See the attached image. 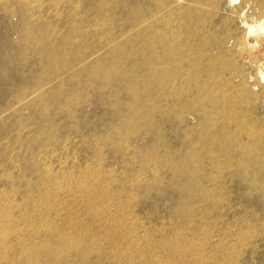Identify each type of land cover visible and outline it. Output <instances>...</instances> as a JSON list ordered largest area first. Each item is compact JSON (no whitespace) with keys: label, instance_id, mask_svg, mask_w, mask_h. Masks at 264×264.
Segmentation results:
<instances>
[{"label":"rangeland","instance_id":"rangeland-1","mask_svg":"<svg viewBox=\"0 0 264 264\" xmlns=\"http://www.w3.org/2000/svg\"><path fill=\"white\" fill-rule=\"evenodd\" d=\"M263 71L264 0H0V264H264Z\"/></svg>","mask_w":264,"mask_h":264},{"label":"bare ground","instance_id":"bare-ground-1","mask_svg":"<svg viewBox=\"0 0 264 264\" xmlns=\"http://www.w3.org/2000/svg\"><path fill=\"white\" fill-rule=\"evenodd\" d=\"M19 1H27V0H19ZM36 1V0H35ZM247 28H248V31H247V37H250L251 36V34H252V32H253V27H250V26H247ZM246 38V37H245ZM170 40V39H169ZM246 41V40H245ZM182 43V42H181ZM171 44L172 43H170V46H171ZM185 44H186V42H185ZM178 45V44H177ZM166 46H167V44H166ZM165 46V47H166ZM169 46V45H168ZM194 46V45H193ZM172 47H174V46H172ZM176 47H178V46H176ZM180 47H182V45H180ZM163 48V47H162ZM170 49V48H169ZM174 49V48H173ZM180 50H182V49H180ZM170 51H172V49L170 50ZM176 50H174V52H175ZM177 51H179L178 49H177ZM173 52V51H172ZM180 52H182V51H180ZM176 54V53H175ZM188 54V53H187ZM185 55H186V53H185ZM182 58V57H181ZM179 59V58H178ZM212 63V62H211ZM216 64V63H215ZM205 65V64H204ZM210 65V64H209ZM196 66H197V64H196ZM213 66H214V64H213ZM213 66H211L212 68H213ZM181 67V66H180ZM179 67V68H180ZM200 68V67H199ZM195 69V68H194ZM197 69V68H196ZM182 71V70H181ZM184 72V71H183ZM187 72V71H186ZM205 72V71H204ZM264 72V71H263ZM262 72V73H263ZM162 73H163V71H162ZM180 73V72H179ZM166 74V73H165ZM207 74V73H206ZM259 74H260V70H259ZM163 75V74H162ZM185 75H186V73H185ZM205 76V75H204ZM207 76V75H206ZM259 76V75H258ZM185 77V76H184ZM195 77V76H194ZM208 77V76H207ZM260 77V79L261 80H264V73L262 74V76L260 75L259 76ZM179 78H181L180 77V75H179ZM186 78V77H185ZM189 79V78H188ZM194 80H195V78H194ZM189 81H192V80H189ZM217 81V80H216ZM179 82V81H178ZM181 82V81H180ZM197 82H198V80H197ZM208 82H210V80H208ZM186 83H187V80H186ZM201 83V82H200ZM183 84H184V82H183ZM181 85V84H180ZM200 85V84H199ZM211 85V84H210ZM209 85V86H210ZM186 86V85H185ZM197 86V85H196ZM202 86V85H201ZM182 87V86H181ZM195 87V86H194ZM198 87V86H197ZM213 88V87H212ZM183 89H184V87H183ZM196 90H198V88L196 89ZM209 90V89H208ZM181 91V90H180ZM187 91V90H186ZM215 91H216V89H215ZM160 92V91H159ZM179 92V91H178ZM193 92V91H192ZM199 92V91H198ZM222 92V91H221ZM220 92V93H221ZM175 93V92H174ZM217 93V92H216ZM229 93V92H228ZM160 94H163V93H160ZM159 94V95H160ZM193 94V93H192ZM199 94V93H198ZM212 94V93H211ZM230 94V93H229ZM243 94V93H242ZM187 95V94H186ZM194 95H196V94H194ZM219 95V94H218ZM246 95H248V94H246ZM171 96V95H170ZM208 96H210V93L208 94ZM214 96V95H213ZM217 96V95H216ZM167 97V96H166ZM176 97V96H175ZM194 96H192V98H193ZM196 97V96H195ZM186 98V97H185ZM207 98V97H206ZM187 99V98H186ZM189 99V98H188ZM195 99V98H194ZM240 99V98H239ZM245 100V99H244ZM255 100V99H254ZM208 101H211V100H208ZM216 101H217V99H216ZM219 101H221L220 99H219ZM228 101H230V100H228ZM253 101V100H252ZM197 102V100L195 101V103ZM201 102V101H200ZM213 102V101H212ZM211 103V102H210ZM217 103V102H216ZM220 104H221V102H220ZM189 105V104H188ZM214 105V104H213ZM212 105V106H213ZM199 106H200V104H199ZM221 106V105H220ZM227 106L229 107V105L227 104ZM236 106V105H235ZM240 106H242L241 104H240ZM210 107V106H209ZM222 107V106H221ZM244 107V106H243ZM189 108V107H188ZM227 108V107H226ZM239 108V107H238ZM228 109V108H227ZM226 109V110H227ZM209 110V109H208ZM210 111V110H209ZM201 112H203V111H201ZM205 112V111H204ZM223 112V111H222ZM237 112V111H236ZM210 113V112H209ZM227 113V112H226ZM237 114V113H236ZM165 116H167L166 114H164ZM203 115V114H202ZM229 115H230V113H229ZM254 115V114H253ZM201 116V115H200ZM226 115H223V114H220V115H218L217 116V118H220L221 120H223L224 119V117H225ZM232 116V115H231ZM202 117H204V116H202ZM209 117H210V115H209ZM208 117V118H209ZM261 117V116H260ZM198 119H199V117H198ZM212 119V118H211ZM214 119H215V116H214ZM225 119H228L227 117L225 118ZM254 119V118H253ZM260 119V118H259ZM262 119V118H261ZM204 120V119H203ZM202 120V121H203ZM239 121H240V119H238ZM258 121V120H257ZM204 122V121H203ZM263 123V122H262ZM240 124V123H239ZM227 126V125H226ZM233 126V125H232ZM203 127V126H202ZM240 127V126H239ZM258 129H260V131H251V134L253 135V134H258L259 136L260 135H264V128H260V127H258ZM214 131V130H213ZM212 131V132H213ZM239 131V130H238ZM237 133V132H236ZM248 133V132H247ZM204 134H206L205 132H204ZM219 134V133H218ZM243 134V133H242ZM251 136V135H250ZM205 137H207V136H205ZM204 137V138H205ZM208 137H210L209 136V134H208ZM240 137V136H239ZM258 137V136H257ZM256 138V137H255ZM237 139H239V138H237ZM202 140V139H201ZM200 140V141H201ZM209 142H214V143H216V142H218V140L217 139H215L214 137L211 139V140H208ZM208 141H203L202 140V142H204V143H206V142H208ZM249 142H251V141H249ZM259 141H257V143H258ZM200 144H201V142H199ZM244 143V142H243ZM255 143V142H254ZM218 144V143H217ZM259 145H260V143H258ZM123 145V144H122ZM195 145V144H194ZM243 145V144H242ZM254 145V144H253ZM262 146V145H261ZM195 146H193V149L194 150H197V149H195L194 148ZM203 147V146H202ZM232 147H233V145H232ZM257 147H259V146H257ZM122 148V147H121ZM199 148H200V146H199ZM206 148H208V147H206ZM231 148V147H230ZM123 149H124V146H123ZM163 149V148H162ZM174 149V148H173ZM188 149V148H187ZM262 149H263V147H262ZM61 150H62V148H61ZM129 150V149H128ZM171 150H172V148H171ZM200 150V149H199ZM205 150H207V149H205ZM239 150V149H238ZM253 150V149H252ZM259 150H261V149H259ZM187 151V150H186ZM208 151V150H207ZM179 152V151H178ZM183 152V151H182ZM185 152V151H184ZM195 152V151H194ZM201 152H203V151H201ZM61 153V152H60ZM64 153V152H63ZM99 153V152H98ZM193 153V152H192ZM238 153V152H237ZM259 153H263L264 154V149L262 150V151H258V153H256L257 155L256 156H254V155H252V157H253V160H254V165H256V163L258 164V168H264V157H260V156H258L259 155ZM67 154V153H66ZM100 154V153H99ZM190 154V153H189ZM188 154V155H189ZM195 154V153H194ZM208 154V153H207ZM223 154H224V152H223ZM101 155V154H100ZM99 155V156H100ZM166 155V154H165ZM220 155H222V153L220 154ZM229 155V154H228ZM103 156V155H102ZM177 156V155H176ZM193 156H195V155H193ZM198 156V155H197ZM169 158H170V155L168 156ZM190 157V156H189ZM202 157V156H201ZM252 157L250 158V159H252ZM136 158V157H135ZM168 158V159H169ZM199 158V157H198ZM205 158H206V153H205ZM209 158H210V156H209ZM208 158V159H209ZM100 159V158H99ZM171 159V158H170ZM187 159H188V157H187ZM196 159V158H195ZM201 159V158H200ZM228 159V158H227ZM227 159H226V161H227ZM236 159V158H235ZM238 159V158H237ZM69 160V159H68ZM70 160H71V158H70ZM98 160V159H97ZM178 160V159H177ZM182 160H184V158L182 159ZM192 160V159H191ZM246 160H247V158H246ZM102 161V160H101ZM147 161V160H146ZM166 161V160H165ZM181 161V160H180ZM186 161V160H185ZM94 162H96V161H94ZM93 162V163H94ZM157 162V161H156ZM198 162H199V160H197L194 164H192V165H189V166H185V167H183V169H185L184 170V172L183 173H185V175L187 176V174H188V177H189V174H190V177H192L194 174H196L195 173V171H196V168H197V165H198ZM202 162H203V160H202ZM238 162V161H237ZM72 163V162H71ZM96 163H98V162H96ZM129 163V162H128ZM160 163H162V162H160ZM186 163V162H185ZM224 163V162H223ZM226 163V162H225ZM74 164V163H73ZM157 164V163H156ZM172 164H174V163H172ZM178 164V163H177ZM211 164V163H210ZM210 164H209V166H210ZM227 164V163H226ZM230 164V163H229ZM234 164V163H233ZM70 165V164H69ZM96 165V164H95ZM147 165V164H146ZM216 165V164H215ZM252 165V164H251ZM66 166V165H65ZM77 166V165H76ZM92 166V165H91ZM100 166V165H99ZM180 166V165H179ZM202 166V165H201ZM208 166V165H207ZM212 166V165H211ZM229 166V165H228ZM73 167V166H72ZM172 167V166H171ZM199 167V166H198ZM203 167V166H202ZM216 166H214V168H215ZM221 167V166H220ZM239 167H242V165L240 164V166ZM156 168V167H155ZM161 168V167H160ZM167 168V167H166ZM90 169V168H89ZM94 169V168H93ZM170 169V168H169ZM203 169V168H202ZM70 170V169H69ZM75 170V169H74ZM95 170V169H94ZM157 170H159V169H157ZM210 170V169H209ZM209 170H207L208 172H209ZM216 170V169H215ZM257 170V169H256ZM152 171H154V170H152ZM181 171V170H180ZM180 171H176V175H179L180 174ZM264 171V170H263ZM94 172V171H93ZM155 172H156V170H155ZM171 172V171H170ZM74 173V172H73ZM76 173V172H75ZM89 173H90V171H89ZM221 173V172H220ZM50 174V173H49ZM69 174V173H68ZM67 174V175H68ZM138 174H140V172L138 173ZM138 174H136V175H138ZM147 174V173H146ZM218 174V173H217ZM216 174V175H217ZM226 174V173H225ZM263 174V173H262ZM72 175V174H71ZM140 175H138V177H139ZM147 176H148V174H147ZM220 176V175H219ZM222 176V175H221ZM142 177V176H141ZM153 177H155V176H153ZM207 177V176H206ZM226 177H227V175H226ZM235 177V176H234ZM262 177V176H261ZM144 178V177H143ZM151 178V177H150ZM156 178H157V176H156ZM193 178H196V176H193ZM209 178V177H208ZM213 178H215V177H213ZM105 179V178H104ZM135 179V178H134ZM145 179V178H144ZM152 179V178H151ZM216 179H218V178H216ZM221 179V178H220ZM236 179V178H235ZM127 180V179H126ZM153 180V179H152ZM157 180V179H156ZM159 180H160V178H159ZM205 180V179H204ZM210 180V179H209ZM212 180V179H211ZM238 180V179H237ZM133 181V180H132ZM137 180H135V182H136ZM142 181V180H141ZM140 181V182H141ZM162 181V180H161ZM207 181V180H206ZM215 181V180H214ZM221 181V180H220ZM232 181V180H231ZM134 182V183H135ZM139 182V181H138ZM144 182V181H143ZM197 182V181H196ZM208 182V181H207ZM222 182V181H221ZM256 182V181H255ZM156 183V182H155ZM179 183V182H178ZM199 183V182H198ZM197 183V184H198ZM212 183V182H211ZM239 183V182H238ZM131 184V183H130ZM181 184V183H180ZM196 184V183H195ZM256 184V183H255ZM212 185V184H211ZM221 185V184H220ZM219 185V186H220ZM176 186H177V184H176ZM217 186V185H216ZM222 186V185H221ZM238 186H239V184H238ZM242 186V185H241ZM100 187V186H99ZM223 187H225V186H223ZM244 187V186H243ZM98 188V187H97ZM104 188V187H103ZM218 188V187H217ZM133 189V188H132ZM101 190V189H100ZM216 190V189H215ZM231 190V189H230ZM218 191H219V188H218ZM229 191V190H228ZM136 192V191H135ZM219 192H221V191H219ZM225 192V191H224ZM123 193H125V192H123ZM218 193V192H217ZM227 193V192H226ZM115 194V193H114ZM118 194V193H117ZM212 194V193H211ZM230 194V193H229ZM108 195V194H107ZM226 195V194H225ZM231 195V194H230ZM233 195V194H232ZM109 196V195H108ZM112 196V195H111ZM115 196V195H114ZM120 196V195H119ZM132 196V195H131ZM209 196V195H208ZM213 196V195H212ZM218 196H220L219 194H218ZM256 196V195H255ZM110 197V196H109ZM121 197V196H120ZM211 197V196H210ZM221 197V196H220ZM219 197V198H220ZM117 198V197H116ZM215 198V197H214ZM218 198V199H219ZM226 198H227V196H226ZM95 199V198H94ZM97 199V198H96ZM123 199V198H122ZM128 199V198H127ZM127 199H126V201H127ZM200 200V199H199ZM223 200V199H222ZM228 200V199H227ZM206 201V200H205ZM208 201V200H207ZM220 201V200H219ZM224 201H225V199H224ZM259 201H260V199H259ZM201 202V201H200ZM226 202V201H225ZM263 202V201H262ZM122 203V202H121ZM126 203V202H125ZM128 203V202H127ZM213 203V202H212ZM218 203V202H217ZM118 204H120V202L118 203ZM123 204V203H122ZM203 204V203H202ZM258 204V203H257ZM46 206H48L47 204H45ZM223 205V204H222ZM262 205V204H261ZM44 206V205H43ZM121 206V205H120ZM130 206V205H129ZM134 206V205H133ZM196 206V205H195ZM263 206V205H262ZM197 207V206H196ZM205 207V206H204ZM208 208V207H207ZM206 208V209H207ZM43 209V208H42ZM122 209H123V207H122ZM121 209V210H122ZM126 209V208H125ZM218 209V208H217ZM132 210H134V209H132ZM209 210H211V209H209ZM41 211V210H40ZM248 211V210H247ZM114 212V211H113ZM119 212V211H118ZM129 212V211H128ZM190 212V211H189ZM210 212V211H209ZM223 212V211H222ZM116 213V212H115ZM203 213V212H202ZM248 213V212H247ZM9 214H11V213H9ZM119 214V213H118ZM122 214V213H121ZM201 214V213H200ZM205 214H206V212H205ZM58 215V214H57ZM221 215V214H220ZM243 215V214H242ZM10 216V215H9ZM125 216H126V214H125ZM138 216V215H137ZM204 216V215H203ZM257 216V215H256ZM42 217V216H41ZM126 217H128V216H126ZM135 217V216H134ZM188 218V217H187ZM50 219V218H49ZM119 219V218H118ZM138 219V218H137ZM221 219V218H220ZM226 219V218H225ZM116 220V219H115ZM120 220H122V219H120ZM135 220V219H134ZM186 220V219H185ZM201 220V219H200ZM53 221L54 220H52V223H53ZM132 221V220H131ZM142 221V220H141ZM133 222H135V221H133ZM188 222H190V221H187V223ZM193 222V221H192ZM209 222V221H208ZM208 222H206V223H208ZM211 222V221H210ZM243 222V221H242ZM191 223V222H190ZM206 223H204L205 225H206ZM214 224H215V222H213ZM237 224H238V222H236ZM245 222H243V224H244ZM250 223V222H249ZM263 223V222H262ZM104 224V223H103ZM136 224H137V222H136ZM139 224V223H138ZM141 224V223H140ZM236 224V225H237ZM18 225V224H17ZM51 225V224H50ZM132 225H134V224H132ZM142 225V224H141ZM245 225V224H244ZM249 225V224H248ZM247 225V226H248ZM39 226V225H38ZM191 225H189V227H190ZM196 226V225H195ZM208 226V225H207ZM211 226V225H210ZM216 226V225H215ZM229 226V225H228ZM241 226V225H240ZM264 226V225H263ZM263 226H261L262 228H263ZM11 227V226H10ZM19 228H20V226H18ZM139 227H141V226H139ZM197 227V226H196ZM204 227V226H203ZM206 227V226H205ZM213 227V226H212ZM234 227V226H233ZM236 227V226H235ZM132 227H130V229H131ZM134 228V227H133ZM132 228V229H133ZM148 228V227H147ZM201 228V227H200ZM209 228V227H208ZM231 228V227H230ZM22 229V228H21ZM24 229V228H23ZM164 229V228H163ZM166 229V228H165ZM212 230H213V228H211ZM218 229V228H217ZM247 229H248V227H247ZM14 230V229H13ZM17 230V229H16ZM59 230V229H58ZM151 230V229H150ZM201 230V229H200ZM206 230H207V228H206ZM205 230V232H207ZM220 230V229H219ZM241 231H244V230H242V229H240ZM240 230H239V232H240ZM255 230H256V228H255ZM24 231V230H23ZM22 230H21V233L23 232ZM27 231H28V229H27ZM127 231H129V230H127ZM161 231H162V229H161ZM189 231V230H188ZM187 231V232H188ZM210 231V230H209ZM224 231V230H223ZM237 231V230H236ZM246 231V230H245ZM250 230H248V232H249ZM251 231H253V230H251ZM264 231V230H263ZM17 232V231H16ZM131 232H132V230H131ZM144 232H145V229H144ZM150 232V231H149ZM160 232V231H159ZM164 232V231H163ZM165 232H166V230H165ZM220 232V231H219ZM228 232H230L229 230H228ZM37 233V232H36ZM63 233V232H62ZM127 232L125 231V234H126ZM129 233V232H128ZM213 233V232H212ZM216 233V232H215ZM224 233V232H223ZM240 233H243V232H240ZM250 233V232H249ZM248 233V234H249ZM258 233V232H257ZM35 234V233H34ZM60 235H61V233H59ZM148 234V233H147ZM147 234H145V237H146V235ZM201 234H202V232H201ZM247 234V235H248ZM15 235V234H14ZM32 236H33V233L31 234ZM40 235V234H39ZM38 235V236H39ZM129 235V234H128ZM227 235V234H226ZM245 235V234H244ZM246 235V236H247ZM261 235H263V234H261ZM19 236V235H18ZM38 236H36V237H38ZM62 236V235H61ZM63 236H64V234H63ZM125 236V235H124ZM149 236V235H148ZM168 236V235H167ZM204 236H206V235H204ZM219 236V235H218ZM232 235H230L229 236V238L231 237ZM242 236V235H241ZM250 236V235H249ZM253 236V235H252ZM258 236V235H257ZM29 237V236H28ZM35 237V236H34ZM57 237V236H56ZM67 237V236H66ZM169 237V236H168ZM173 237V236H172ZM172 237H171V239H172ZM184 237V236H183ZM201 237V236H200ZM224 237V236H223ZM244 237V236H243ZM242 237V238H243ZM260 237V236H259ZM26 238V237H25ZM47 238H49V237H47ZM63 238V237H62ZM118 238V237H117ZM122 238V237H121ZM133 238V237H132ZM208 238V237H207ZM236 238V237H235ZM249 238V237H248ZM258 238V237H257ZM15 239H17V238H15ZM30 239H32V238H30ZM29 239V240H30ZM34 239H36V238H34ZM33 239V240H34ZM68 239V238H67ZM128 239V238H127ZM126 239V240H127ZM131 239V238H130ZM135 239V238H134ZM143 239H145V238H143ZM147 239V238H146ZM187 239H188V237H187ZM186 239V240H187ZM214 239V238H213ZM220 239H222V238H220ZM247 239V238H246ZM18 240H20V237L18 238ZM17 240V241H18ZM27 240V239H26ZM39 240V239H38ZM48 240V239H47ZM75 240V239H74ZM120 240V239H119ZM132 240V239H131ZM142 240V239H141ZM148 240V239H147ZM163 240V239H162ZM165 240H166V238H165ZM165 240H163V241H165ZM192 240H193V238H192ZM208 240V239H207ZM217 240V239H216ZM231 240V239H230ZM234 240V239H233ZM233 240H232V242H233ZM242 240V239H241ZM250 240V239H249ZM9 241V240H8ZM7 241V242H8ZM16 241V240H15ZM46 241V240H45ZM53 241V240H52ZM166 241H168V239L166 240ZM171 240H169V242H170ZM184 241V240H183ZM200 241H202V240H200ZM205 241V240H204ZM215 241V240H214ZM221 241H223V239L221 240ZM235 241H237V240H235ZM234 241V242H235ZM250 241H252V240H250ZM19 242V241H18ZM17 242V243H18ZM26 242V241H25ZM28 242V241H27ZM41 242V241H40ZM39 242V243H40ZM43 242V241H42ZM42 242H41V244H42ZM46 242H48V241H46ZM65 242V241H64ZM66 242H67V240H66ZM72 242V241H71ZM132 242V241H131ZM148 242V241H147ZM203 242V241H202ZM37 243V242H36ZM51 243V242H50ZM53 243H54V241H53ZM68 243V242H67ZM70 243V242H69ZM74 243V242H73ZM79 243V242H78ZM129 243V242H128ZM136 243V242H135ZM173 243V242H172ZM217 243V242H216ZM222 243V242H221ZM225 243H227V242H225ZM225 243H223V244H225ZM238 243H239V241H238ZM242 243V242H241ZM244 243V242H243ZM246 243V242H245ZM250 243V242H249ZM20 244V243H19ZM18 244V245H19ZM28 244V243H27ZM31 244V243H30ZM34 245H35V240H34V243H33ZM32 244V245H33ZM46 244H49V242L48 243H46ZM45 244V245H46ZM87 244V243H86ZM90 244V243H89ZM101 244V243H100ZM169 244V243H168ZM198 244H200V243H198ZM202 244H204V243H201V245ZM218 244V243H217ZM229 244V243H228ZM233 244V243H232ZM247 244H248V241H247ZM259 244V243H258ZM257 244V245H258ZM44 245V246H45ZM53 245V244H52ZM74 245V244H73ZM132 245V244H131ZM134 245V244H133ZM172 245V244H171ZM207 245V244H206ZM243 245V244H242ZM13 246V245H12ZM27 246V245H26ZM59 246V245H58ZM61 246V245H60ZM82 246H85V245H82ZM97 246H98V244H97ZM102 246H104L103 244H102ZM164 246V245H163ZM167 246V245H166ZM189 246V245H188ZM219 246V245H218ZM217 246V247H218ZM241 246V245H240ZM256 246V245H255ZM254 246V247H255ZM39 247V246H38ZM48 247V246H47ZM50 247V246H49ZM70 247H71V245H70ZM134 247V246H133ZM132 247V248H133ZM162 247V246H161ZM169 247V246H168ZM180 247V246H179ZM202 247H204V246H202ZM216 247V246H215ZM221 247V246H220ZM233 247V246H232ZM234 247H235V245H234ZM237 247H239V246H237ZM252 247H253V245H252ZM22 248V247H21ZM28 248H29V246H28ZM34 248V247H33ZM35 248H36V246H35ZM46 248V247H45ZM79 248H80V245H79ZM97 248V247H96ZM129 248V247H128ZM137 248V247H136ZM139 248V247H138ZM178 248V247H177ZM182 248V247H181ZM219 248V247H218ZM222 248H223V246H222ZM224 248H226V244L224 245ZM240 248V247H239ZM238 248V249H239ZM249 248V247H248ZM16 249V248H15ZM24 249H25V247H24ZM39 249V248H38ZM47 249V248H46ZM51 249V248H50ZM87 249V248H86ZM89 249V248H88ZM90 249H92V248H90ZM127 249V248H126ZM125 249V250H126ZM164 249V248H163ZM173 249V248H172ZM176 249V248H175ZM174 249V250H175ZM202 249V248H201ZM217 249V248H216ZM230 249V248H229ZM247 249V248H246ZM251 249V248H250ZM21 250V249H20ZM54 250V249H53ZM74 250H76V248L74 249ZM73 250V251H74ZM95 250V249H94ZM129 250V249H128ZM132 250V249H131ZM130 250V251H131ZM134 250V249H133ZM141 250V249H140ZM144 250V249H143ZM143 250H141V251H143ZM146 250V249H145ZM177 250V249H176ZM199 250H200V248L198 249V251L197 252H199ZM210 250V249H209ZM219 250H221V249H218V252H219ZM237 250V249H236ZM249 250V249H248ZM10 251H12V250H10ZM18 251V250H17ZM28 251V250H27ZM49 251V250H48ZM56 251V250H55ZM85 251V250H84ZM87 251V250H86ZM101 251V250H100ZM140 251V252H141ZM169 251H171V250H169ZM181 251V250H180ZM212 251V250H211ZM210 251V252H211ZM214 251V250H213ZM255 251V250H254ZM35 252H37L36 250H35ZM39 252V251H38ZM47 252V251H46ZM53 252V251H52ZM58 252V251H57ZM82 252H83V250H82ZM133 252V251H132ZM176 252V251H175ZM201 252V251H200ZM222 252V251H221ZM233 252V251H232ZM18 253V252H17ZM61 253V252H60ZM65 253H66V251H65ZM68 253V252H67ZM96 253V252H95ZM127 253H129V252H127ZM137 253V252H136ZM142 253V252H141ZM144 253V252H143ZM146 253V252H145ZM179 253H181V252H179ZM212 253V252H211ZM240 253V252H239ZM244 253V252H243ZM251 253H252V250H251ZM256 253V252H255ZM258 253V252H257ZM5 254V253H4ZM16 254V253H15ZM44 254V253H43ZM108 254V253H107ZM174 254V253H173ZM188 254H190V253H188ZM187 254V255H188ZM220 254V253H219ZM222 254H223V252H222ZM225 254V253H224ZM228 254H230V253H228ZM246 254V253H245ZM14 255V254H13ZM41 255V254H40ZM48 255H50V254H48ZM56 255V254H55ZM54 255V256H55ZM58 255H59V253H58ZM65 255V254H64ZM69 255V254H68ZM71 255V254H70ZM84 255V254H83ZM93 255V254H92ZM109 255V254H108ZM112 255V254H111ZM124 255H126V254H124ZM138 255V254H137ZM147 255V254H146ZM176 255V254H175ZM201 255H202V253H201ZM217 255H218V253H217ZM252 255V254H251ZM35 256V255H34ZM52 256V255H51ZM57 256V255H56ZM89 256H90V254H89ZM100 256V255H99ZM113 256V255H112ZM189 256V255H188ZM191 256V255H190ZM215 256V255H214ZM220 256V255H219ZM228 256V255H227ZM238 256V255H237ZM241 256V255H240ZM244 256V255H243ZM38 257V256H37ZM43 257V256H42ZM62 257V256H61ZM76 257H78V256H76ZM83 257V256H82ZM100 257H102V256H100ZM138 257H139V255H138ZM141 257V256H140ZM177 257V256H176ZM193 257V256H192ZM197 257V256H196ZM195 257V258H196ZM222 257V256H221ZM234 257V256H233ZM252 257V256H251ZM19 258V257H18ZM67 258V257H66ZM120 258V257H119ZM124 258H126V257H124ZM128 258V257H127ZM126 258V259H127ZM214 258H216V257H214ZM218 258L219 257H217L216 259L218 260ZM224 258V257H223ZM20 259V258H19ZM34 259V258H33ZM56 259V258H55ZM58 259V258H57ZM68 259V258H67ZM87 259V258H86ZM102 259V258H101ZM101 259H97V260H101ZM112 259H113V257H112ZM118 259V258H117ZM183 259V258H182ZM185 259V258H184ZM191 259V258H190ZM189 259V260H190ZM215 259V260H216ZM242 259V258H241ZM2 260V259H1ZM50 260V259H49ZM62 260V259H61ZM71 260V259H70ZM81 260V259H80ZM106 260V259H105ZM114 260H115V257H114ZM120 259H118V261H119ZM122 260V259H121ZM150 260H152V259H150ZM193 260V259H192ZM198 260V259H197ZM196 260V261H197ZM214 260V261H215ZM221 260H223L222 258H221ZM233 260V259H232ZM254 260V259H253ZM10 261H12V260H10ZM30 261V260H29ZM40 261H41V258H40ZM58 261V260H57ZM83 261H85V260H83ZM89 262L88 263H90V260H88ZM139 261V260H138ZM141 261V260H140ZM144 261V260H143ZM146 261V260H145ZM174 261V260H173ZM187 261V260H186ZM195 261V260H194ZM200 261H203V260H200ZM205 261V260H204ZM230 261V260H229ZM236 261V260H235ZM234 261V262H235ZM238 261V260H237ZM247 261V260H246ZM252 261V260H251ZM54 262V261H53ZM60 262V261H59ZM82 262V261H81ZM119 262H121V261H119ZM153 262V261H152ZM175 262H176V260H175ZM180 262H181V260H180ZM217 262V261H216ZM219 262V261H218ZM221 262V261H220ZM224 262V261H223ZM231 262V261H230ZM229 262V263H230ZM241 262V261H240ZM11 263V262H10ZM9 263V264H10ZM18 263V262H17ZM51 263V262H50ZM69 263V262H68ZM94 263H96V262H94ZM93 263V264H94ZM122 263V262H121ZM139 263V262H138ZM173 263V262H172ZM183 263V262H182ZM189 263V262H188ZM198 262H196V264H197ZM203 263H205V262H203ZM202 263V264H203ZM222 263V262H221ZM47 264V263H46ZM57 264V263H56ZM65 264V263H64ZM82 264V263H81ZM114 264H116V262L114 263ZM134 264H136V263H134ZM178 264V263H177ZM224 264V263H223ZM231 264V263H230ZM237 264V263H236ZM240 264V263H239Z\"/></svg>","mask_w":264,"mask_h":264}]
</instances>
